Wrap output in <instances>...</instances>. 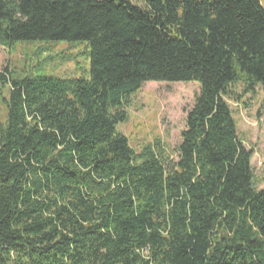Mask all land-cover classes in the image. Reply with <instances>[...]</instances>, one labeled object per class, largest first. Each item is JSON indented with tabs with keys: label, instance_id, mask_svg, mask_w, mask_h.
Listing matches in <instances>:
<instances>
[{
	"label": "trees",
	"instance_id": "1",
	"mask_svg": "<svg viewBox=\"0 0 264 264\" xmlns=\"http://www.w3.org/2000/svg\"><path fill=\"white\" fill-rule=\"evenodd\" d=\"M85 41L89 78L0 71V264H264V188L229 100L264 86L261 0H0V45ZM196 82L177 158L119 130Z\"/></svg>",
	"mask_w": 264,
	"mask_h": 264
},
{
	"label": "rangeland",
	"instance_id": "2",
	"mask_svg": "<svg viewBox=\"0 0 264 264\" xmlns=\"http://www.w3.org/2000/svg\"><path fill=\"white\" fill-rule=\"evenodd\" d=\"M264 6V0H261ZM7 66L13 75H46L56 78H89L91 59L85 41H18L10 47L0 45V71ZM200 92L196 82L150 81L131 97L129 119L119 130L140 153L145 146L161 144L177 158L181 133L186 127L188 111ZM244 143L255 150L252 166L258 189L264 188V86L244 97L243 102L229 100ZM0 117L5 118L4 105Z\"/></svg>",
	"mask_w": 264,
	"mask_h": 264
}]
</instances>
